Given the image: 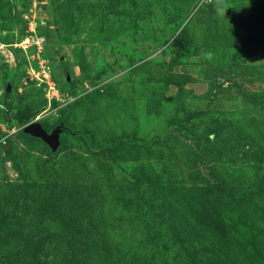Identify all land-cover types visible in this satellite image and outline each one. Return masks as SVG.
<instances>
[{
  "label": "rangeland",
  "instance_id": "1",
  "mask_svg": "<svg viewBox=\"0 0 264 264\" xmlns=\"http://www.w3.org/2000/svg\"><path fill=\"white\" fill-rule=\"evenodd\" d=\"M1 43L0 264H264V0H0Z\"/></svg>",
  "mask_w": 264,
  "mask_h": 264
},
{
  "label": "water",
  "instance_id": "2",
  "mask_svg": "<svg viewBox=\"0 0 264 264\" xmlns=\"http://www.w3.org/2000/svg\"><path fill=\"white\" fill-rule=\"evenodd\" d=\"M24 132L45 141L52 151H56L60 146V136L65 131L61 125L48 132L40 122H32L24 126Z\"/></svg>",
  "mask_w": 264,
  "mask_h": 264
},
{
  "label": "trees",
  "instance_id": "3",
  "mask_svg": "<svg viewBox=\"0 0 264 264\" xmlns=\"http://www.w3.org/2000/svg\"><path fill=\"white\" fill-rule=\"evenodd\" d=\"M19 121L20 123H24L26 121V116H24L23 114L19 115ZM66 130V129H65ZM65 132V131H64ZM77 132V131H76Z\"/></svg>",
  "mask_w": 264,
  "mask_h": 264
},
{
  "label": "bare ground",
  "instance_id": "4",
  "mask_svg": "<svg viewBox=\"0 0 264 264\" xmlns=\"http://www.w3.org/2000/svg\"><path fill=\"white\" fill-rule=\"evenodd\" d=\"M0 48H1V49H5V50L7 49V48H6V45L3 44V43L0 44Z\"/></svg>",
  "mask_w": 264,
  "mask_h": 264
},
{
  "label": "built area",
  "instance_id": "5",
  "mask_svg": "<svg viewBox=\"0 0 264 264\" xmlns=\"http://www.w3.org/2000/svg\"><path fill=\"white\" fill-rule=\"evenodd\" d=\"M28 41H29V40H27L26 42H28ZM35 43H39V41H38V40H36V41H35Z\"/></svg>",
  "mask_w": 264,
  "mask_h": 264
}]
</instances>
